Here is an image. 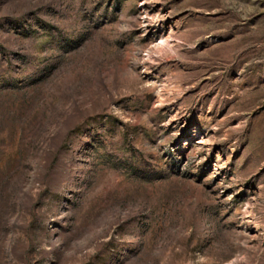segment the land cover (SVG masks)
Segmentation results:
<instances>
[{
  "label": "rangeland",
  "instance_id": "rangeland-1",
  "mask_svg": "<svg viewBox=\"0 0 264 264\" xmlns=\"http://www.w3.org/2000/svg\"><path fill=\"white\" fill-rule=\"evenodd\" d=\"M0 264H264V0H0Z\"/></svg>",
  "mask_w": 264,
  "mask_h": 264
}]
</instances>
